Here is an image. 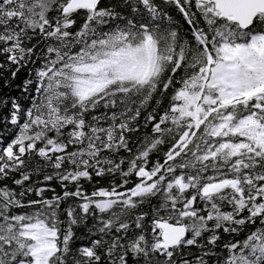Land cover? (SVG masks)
<instances>
[{
	"label": "trees",
	"instance_id": "obj_1",
	"mask_svg": "<svg viewBox=\"0 0 264 264\" xmlns=\"http://www.w3.org/2000/svg\"><path fill=\"white\" fill-rule=\"evenodd\" d=\"M74 1L0 0V264H264V16Z\"/></svg>",
	"mask_w": 264,
	"mask_h": 264
},
{
	"label": "water",
	"instance_id": "obj_2",
	"mask_svg": "<svg viewBox=\"0 0 264 264\" xmlns=\"http://www.w3.org/2000/svg\"><path fill=\"white\" fill-rule=\"evenodd\" d=\"M220 18L236 23L239 28H249L259 14L264 15V0H212ZM160 229V248L170 249L177 246L187 236L185 224L158 222Z\"/></svg>",
	"mask_w": 264,
	"mask_h": 264
},
{
	"label": "rangeland",
	"instance_id": "obj_3",
	"mask_svg": "<svg viewBox=\"0 0 264 264\" xmlns=\"http://www.w3.org/2000/svg\"><path fill=\"white\" fill-rule=\"evenodd\" d=\"M94 4V0H75L73 3H72V5L71 6H78V5H93ZM192 88V86L190 85L189 87H188V89H191ZM184 94H185V91H184ZM194 93H189L188 95H187V97L185 98L186 99V101H185V104H184V108L185 109H187L188 108V105H189V101H190V99H191V97H192V95H193ZM177 106H175V108H176Z\"/></svg>",
	"mask_w": 264,
	"mask_h": 264
},
{
	"label": "bare ground",
	"instance_id": "obj_4",
	"mask_svg": "<svg viewBox=\"0 0 264 264\" xmlns=\"http://www.w3.org/2000/svg\"><path fill=\"white\" fill-rule=\"evenodd\" d=\"M164 65V64H163ZM170 69V68H169ZM141 76V75H140ZM130 77V76H129ZM136 77V76H135ZM134 79V78H133ZM136 79V78H135ZM140 80V79H139ZM129 81V80H128ZM133 82V81H132ZM136 85H137V83H136ZM124 90V89H123ZM139 91V90H138ZM160 245V244H159Z\"/></svg>",
	"mask_w": 264,
	"mask_h": 264
}]
</instances>
